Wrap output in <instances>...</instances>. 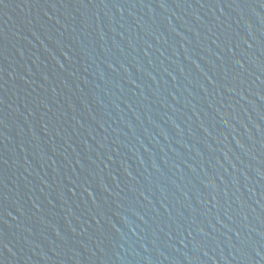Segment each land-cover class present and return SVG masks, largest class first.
I'll list each match as a JSON object with an SVG mask.
<instances>
[{"label":"water","instance_id":"obj_1","mask_svg":"<svg viewBox=\"0 0 264 264\" xmlns=\"http://www.w3.org/2000/svg\"><path fill=\"white\" fill-rule=\"evenodd\" d=\"M0 264H264V0H0Z\"/></svg>","mask_w":264,"mask_h":264}]
</instances>
